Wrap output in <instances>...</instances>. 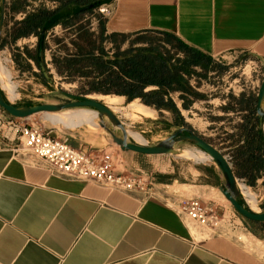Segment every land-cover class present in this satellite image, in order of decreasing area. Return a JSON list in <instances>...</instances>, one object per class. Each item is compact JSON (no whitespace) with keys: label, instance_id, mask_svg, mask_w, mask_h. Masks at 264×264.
Listing matches in <instances>:
<instances>
[{"label":"rangeland","instance_id":"1","mask_svg":"<svg viewBox=\"0 0 264 264\" xmlns=\"http://www.w3.org/2000/svg\"><path fill=\"white\" fill-rule=\"evenodd\" d=\"M29 1L30 8L26 13L30 14H22L13 19V24L22 25L12 27L15 28L12 35H8L0 45V68L5 67L10 71L11 80L17 86L18 97L12 101L13 104L40 105L67 102L64 97L50 95L56 91L94 98L113 108L114 114L124 124L126 130L139 134L145 141L144 145L149 147L169 138L180 128H188L228 159L240 191L249 190L257 201L255 213H264V145L259 136L260 130L264 135V126L256 112L258 93L264 80L263 61L244 53L222 60L215 72L200 74L195 83V92L199 98L193 101L192 96L184 95L186 101L192 103V108L188 111L181 108L179 94L171 91L168 99L179 105L181 110L179 117L169 110L158 111L151 108L155 113L150 117L137 115L136 118H127V106L135 101L144 104L141 100L129 102L126 97L117 93L124 89L118 79V71L108 69L104 63L113 61L118 53L146 48L149 45L159 51H168L170 54L175 51L179 54L177 42L157 32L138 36H115L113 40L110 35L104 37L102 29L111 17L101 15L99 8L105 4H112L114 0H67V5L72 1V8L67 6L66 23L71 22L72 26L62 25L48 30L47 44L40 55L39 35L29 38L18 37L29 34L31 24H26L28 17L42 12L53 13L54 19L64 24L63 6L66 0L56 3L52 0ZM17 8L22 10L23 5L17 4ZM69 10L72 11L71 18ZM131 37L136 39V46L123 45L126 39ZM168 38L170 44L166 45ZM110 40L115 41V45H112ZM129 53L128 55H132L133 52ZM92 58L101 62H94ZM204 64L207 67V63ZM41 65L46 66L48 78L44 76ZM140 65L152 71L158 68V64L151 60L141 59ZM124 67L126 70L129 69ZM0 79L7 81L3 76H0ZM174 86L179 87L178 84ZM156 89L149 87L146 92ZM244 95L249 96L248 100L240 98ZM5 97L9 100L6 94ZM108 97L118 98L108 100ZM31 122L53 138L68 141L77 150L96 153L99 159L109 161L118 177L133 179L136 182L134 189L129 192L119 191L111 185L92 183L94 185L145 199L163 198L168 201L166 204L170 203L173 208H179L181 201L192 199L207 205L213 203L219 210L226 208L236 217L227 216L217 234L244 245L245 250L264 258V223L244 219L225 199L218 189L223 183V177L214 162L200 163L184 156L187 151L199 150L193 145H179L178 156L136 155L121 159V149L112 143L110 135L100 127L99 118L95 119L93 124L77 128L53 125L46 114L31 117ZM18 155L26 165L35 164L30 156H25L21 152ZM204 187H214L215 190L212 193ZM242 198L249 208L243 194ZM183 222L190 233V238L195 242H204L214 234L189 218H183Z\"/></svg>","mask_w":264,"mask_h":264},{"label":"crops","instance_id":"2","mask_svg":"<svg viewBox=\"0 0 264 264\" xmlns=\"http://www.w3.org/2000/svg\"><path fill=\"white\" fill-rule=\"evenodd\" d=\"M6 3L0 45L12 35V27L22 25L13 24V19L30 14L29 0ZM67 6L72 8V1L63 6L64 24L59 20L55 27L72 26L66 23ZM112 6L113 15L102 29L104 37L157 32L200 54L207 67H193L192 74L184 76L194 92L193 101L199 98L197 77L215 72L222 60L248 53L264 62V0H114ZM43 32L48 34L40 28L18 38ZM136 44L132 37L123 43ZM177 59L184 60L185 54L179 53ZM175 93L181 108L190 110L186 94ZM136 155L122 152L120 157ZM166 202L62 178L45 165L28 166L0 137V264H264V258L217 232L195 242L177 208ZM219 211L236 217L226 208Z\"/></svg>","mask_w":264,"mask_h":264},{"label":"water","instance_id":"3","mask_svg":"<svg viewBox=\"0 0 264 264\" xmlns=\"http://www.w3.org/2000/svg\"><path fill=\"white\" fill-rule=\"evenodd\" d=\"M7 3L0 0V42L6 19ZM46 32L39 39L38 51L44 52ZM44 76L48 78L46 66L41 65ZM53 97H64L67 102L45 103L40 105H15L4 94L0 84V109L9 117L16 119H29L39 114H62L72 110L88 109L97 112L100 127L105 130L112 139V143L118 146L122 152L134 153L145 156H178L179 145L190 144L208 154L219 172L222 174L223 183L218 188L225 199L232 205L236 212L244 219L254 223H264V213L259 214L248 208L242 198V194L236 179L234 170L228 159L216 148L188 128H180L169 138L154 146H146L135 143L127 134L124 124L106 105L87 97H80L63 91L50 94ZM257 116L264 126V80L260 87L257 99Z\"/></svg>","mask_w":264,"mask_h":264},{"label":"built area","instance_id":"4","mask_svg":"<svg viewBox=\"0 0 264 264\" xmlns=\"http://www.w3.org/2000/svg\"><path fill=\"white\" fill-rule=\"evenodd\" d=\"M99 12L106 18L112 17V4L102 5ZM0 137L12 144L17 154L21 152L30 156L35 164L45 165L56 176L111 185L123 192L134 189L136 182L118 177L109 161L99 159L94 152L77 150L68 141L53 138L33 124L31 118H12L0 109ZM176 211L181 218H189L211 232L219 231L226 220L218 208L196 199L181 201Z\"/></svg>","mask_w":264,"mask_h":264},{"label":"trees","instance_id":"5","mask_svg":"<svg viewBox=\"0 0 264 264\" xmlns=\"http://www.w3.org/2000/svg\"><path fill=\"white\" fill-rule=\"evenodd\" d=\"M53 17L54 15L50 12H42L28 17L26 24H31L29 33L40 28L52 29L59 23V20H54ZM169 39L167 42L170 43ZM175 41L179 46V52L185 54L184 60H178V53L175 51L170 54L168 51H159L149 45L146 48L130 50L129 52H133L132 55H128L129 52L119 53L115 61L105 62L104 66L108 69H113V67L118 69V79L122 82L124 89L117 93L126 97L129 102L141 100L147 107L155 108L158 111L169 110L179 117L180 112L176 104L168 99L170 92H182L193 97L194 92L190 86H187L184 76H190L192 74L191 69L203 65L205 61L199 53L186 48L177 40ZM174 53L175 55H173ZM141 59L153 61L158 64V68H154L152 71L146 66L140 65ZM93 61L101 62L99 59ZM124 66L129 69L126 70ZM177 84L179 87L174 86ZM149 87H156L157 89L146 92ZM184 107L187 106L184 105ZM259 136L264 145L262 130H260Z\"/></svg>","mask_w":264,"mask_h":264},{"label":"bare ground","instance_id":"6","mask_svg":"<svg viewBox=\"0 0 264 264\" xmlns=\"http://www.w3.org/2000/svg\"><path fill=\"white\" fill-rule=\"evenodd\" d=\"M0 76H3L4 78H7V81H4L3 79H0L1 88L4 91V93L8 96L9 101H13L15 98L18 97L17 94V86L12 82L11 80V73L9 70H7L5 67L0 68ZM114 98L118 97H108V100H112ZM92 100H96L94 98H91ZM97 101V100H96ZM106 105V104H105ZM107 106V105H106ZM109 109L112 110L110 106H107ZM154 110L142 105L138 104V101L133 102L129 106H127V118H136L137 115L150 117L152 114H154ZM48 119L53 123V125H61L64 128H77L85 124H93V121L98 118L97 112L93 110L88 109H81V111H68L65 114H46ZM127 131V134L130 139H132L135 143L143 145L145 143L144 139L137 133ZM195 149V152L187 151L184 155L187 158L195 159L197 162H213L212 158L206 154L205 152L201 150ZM184 154V153H183ZM243 188V187H242ZM241 192L243 196L247 199V204L249 205V208L256 212L257 209V201L255 196L246 189H241Z\"/></svg>","mask_w":264,"mask_h":264}]
</instances>
